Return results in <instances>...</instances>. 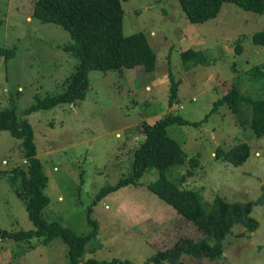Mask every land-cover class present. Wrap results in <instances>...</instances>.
<instances>
[{"label":"rangeland","instance_id":"obj_1","mask_svg":"<svg viewBox=\"0 0 264 264\" xmlns=\"http://www.w3.org/2000/svg\"><path fill=\"white\" fill-rule=\"evenodd\" d=\"M34 2L0 0V46L14 50L12 58L0 59V109L9 108L13 100L18 117L27 118L32 126L37 156L47 177L43 192L50 201L43 209L45 219L86 236L92 229L90 215L98 225V235L88 243L95 251H86L82 261L118 259L143 264L179 238L212 244V238L147 188L158 176L155 168L135 184L95 199L102 187L114 185L129 173L132 152L142 139L138 133L142 121L152 123L169 114L201 121L232 82L249 97H264V44L254 41V33L264 30V14L224 3L215 18L195 23L186 18L178 0L122 1L123 34L144 35L155 54L154 70L146 72L135 66L90 71L83 99L25 115V109L38 98L62 92L79 65L64 50L73 43L69 32L33 17ZM188 49L203 56L202 63L189 69L182 58ZM173 81L178 83V92L170 106ZM243 111L247 115L249 106ZM239 120L238 113L222 104L198 126L170 125L169 136L197 165L171 166L167 177L178 182L190 169L192 175L181 186L197 190L207 205L215 196L226 201L257 198L264 186V136L255 138L253 130ZM241 143L249 146L242 165L215 158L217 149L228 151ZM23 160L21 140L0 130V229L9 232L34 230L16 192L20 181L8 172L26 167ZM249 215L258 228L246 233L242 225H234L219 258L184 254L181 261L264 264V204L254 206ZM0 264H67V247L59 237L48 244L38 238L22 242L0 239Z\"/></svg>","mask_w":264,"mask_h":264},{"label":"trees","instance_id":"obj_2","mask_svg":"<svg viewBox=\"0 0 264 264\" xmlns=\"http://www.w3.org/2000/svg\"><path fill=\"white\" fill-rule=\"evenodd\" d=\"M125 0H35L32 10L33 17L43 22H53L69 32L72 44L64 50L79 60V65L72 76L65 81L64 90L53 95L38 98L24 111L25 115L39 109H49L57 104L72 103L85 97L89 85L90 71L107 72L110 70L129 69L141 66L146 72L155 68V54L147 44L141 32L124 35L122 23ZM186 18L191 22H203L215 18L224 3H232L246 11L264 14V0H178ZM254 41L264 44V30L254 33ZM237 53L241 45L236 44ZM0 56L9 59L14 56L13 49L0 46ZM185 66L189 69L203 62L202 53L188 49L182 53ZM170 79L173 75L169 74ZM178 83H172L169 105L173 106L177 97ZM227 107L239 114L241 124L253 130L255 138L264 136V97L254 99L243 94L237 84L231 87L217 99L210 111H216L219 105ZM249 106L247 115L243 110ZM190 122L181 115L169 114L152 123L142 121L138 133L141 142L132 152L129 173L121 177L114 185H106L100 189L95 200L120 186L135 184L139 178L150 169H157V178L147 184V188L156 196L168 202L187 221L201 233L212 238V244L206 240L193 241L188 238L179 240L169 249L158 251L143 264H188L181 261L182 255L215 260L222 255V243L230 234L234 225L243 226L246 233H252L258 228V222L250 216V211L256 205L264 204V186L261 194L247 201H226L215 196L210 204H205L197 190L184 188L181 183L192 171L180 176L178 182L171 181L167 170L177 164L188 163L196 166L194 157L188 158L182 146L168 134V127L173 124H191L198 126L205 121ZM0 130H7L12 136L21 140L22 154L26 167L17 166L9 170V174L19 179L16 188L18 196L23 199L29 220L34 230L9 232L0 229V239H11L15 242L29 241L38 238L41 243L48 244L54 237H59L67 247V264H133L130 261L112 259L97 261L87 259L82 261L88 248V243L98 235V225L88 216V224L92 228L86 236H78L72 230L57 222H49L43 215V209L48 205L49 198L43 192L47 183L41 160L37 156L34 133L27 118L20 119L16 113L15 102L10 107L0 109ZM215 158L233 166L242 165L249 156V146L241 143L228 151L217 149ZM90 208H88V213ZM242 236H245L243 234Z\"/></svg>","mask_w":264,"mask_h":264},{"label":"built area","instance_id":"obj_3","mask_svg":"<svg viewBox=\"0 0 264 264\" xmlns=\"http://www.w3.org/2000/svg\"><path fill=\"white\" fill-rule=\"evenodd\" d=\"M0 59H2V56H0ZM23 162H24V163H26V160L24 159V160H23ZM2 163H3V164H6V163H7V161H6V160H2ZM104 207H105V208H107V207H108V205H107V204H105V205H104Z\"/></svg>","mask_w":264,"mask_h":264}]
</instances>
